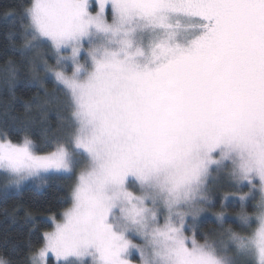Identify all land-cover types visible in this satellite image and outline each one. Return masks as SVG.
<instances>
[{"label":"snow or ice","instance_id":"6c2138e0","mask_svg":"<svg viewBox=\"0 0 264 264\" xmlns=\"http://www.w3.org/2000/svg\"><path fill=\"white\" fill-rule=\"evenodd\" d=\"M26 15L33 71L62 85L70 119L43 155L3 133L0 170L19 187L83 165L31 264H225L186 235L212 206V165L235 182L239 220L257 223L231 241L264 264V0H34Z\"/></svg>","mask_w":264,"mask_h":264},{"label":"trees","instance_id":"16d2710c","mask_svg":"<svg viewBox=\"0 0 264 264\" xmlns=\"http://www.w3.org/2000/svg\"><path fill=\"white\" fill-rule=\"evenodd\" d=\"M31 4L32 0H0V140L5 132L13 142H20L27 135L37 153H47L54 148L52 138L66 127L61 118L70 119V111L60 86L41 72L34 73L28 52L35 50L24 47V37L29 35L26 9ZM222 181L219 185H223ZM42 182L38 189L28 185L15 193L3 188L6 180L0 174V257L10 264H29L32 253L43 244V234L53 228L49 217L54 214L59 219L70 205V178L48 177ZM232 187L229 182L220 186L213 201L217 204L224 201L228 209L235 208L238 213L240 202L225 195ZM241 189L248 191V187ZM254 202L250 198L244 205L250 215ZM220 211L224 210L216 208L214 215ZM238 225L226 215L222 222L215 217L203 218L197 224L196 237L201 243L205 239L220 243L230 235L229 229L239 233ZM252 227L246 225L241 235L249 234ZM246 264L253 262L247 260Z\"/></svg>","mask_w":264,"mask_h":264},{"label":"rangeland","instance_id":"374dc122","mask_svg":"<svg viewBox=\"0 0 264 264\" xmlns=\"http://www.w3.org/2000/svg\"><path fill=\"white\" fill-rule=\"evenodd\" d=\"M33 2H34V0H32V3ZM29 24H30V19L28 17V25ZM31 32H32V29L29 28L28 31H27L29 36H30ZM145 42H147V38H146ZM28 53H29L28 55L31 56V59H32L31 65L34 68V64L38 63V54H37L36 50L33 51V52H28ZM40 54L45 55L46 58L50 57L49 63H54L55 62V57L53 55V50L50 47L46 48V50L44 49L43 52L40 53ZM41 74H44V73L41 72ZM32 76H33V73H32ZM44 77H49L57 85H59L55 81V78H54V76L51 73H48L46 75L44 74ZM33 79H35V78H33ZM59 86L62 89V85H59ZM37 154L43 155V154H46V153H37ZM82 166L83 165L81 164L80 166L76 167L75 170L72 173H66V172H63V171H60V172L49 171V172H46V173H41L38 178L32 177V178L25 179L24 181L21 182L19 187L9 184V181L11 179H13V177L10 174L5 173L3 170H0V174L4 175V178L6 180L5 186L3 188H6L7 190L13 191L15 193L20 192L23 188H25L28 185H31V186H33V187L38 189V187H40L42 185V183H43L42 181H44L48 177H50V178H56V177H66L67 178L68 177L72 181V184H71V188H72V186H73V184H74V182L76 180V176L79 173L80 168ZM210 173H211V175L208 177L206 183L208 185L209 192L212 195V206L211 207H214L215 209L216 208H220V209L224 210V213H225L224 216L226 215V216H229V218L231 220H236V222L239 223L238 226H241V227H239V234H243L242 229L245 230L246 224L242 223L239 220V218L237 216V213H236L237 210L235 208L228 209L227 204H225L224 201L221 204H217V203H215L213 201L215 193H217V191L220 190V186L226 185V183L229 182L231 185L234 186V187H232V189L234 190V188H235V182L231 179L228 169H224V170H221V171L217 172L216 166L212 165V166H210ZM222 180H224L223 185L222 184L219 185L221 182H223ZM241 187H248V186L245 183L243 185H240V188ZM70 191H71V189H70ZM236 199L238 200V198H236ZM249 199H250V197L247 198L244 201V205L247 203V201ZM258 200H259V192L257 191L256 199H255V202H254V206H255V204L257 203ZM70 203H71V199H70ZM211 207H207L205 211L201 212L195 218L186 217V225H187L186 235L187 236H189V237H191L193 235L196 236L197 224H198V222L201 219L207 218V217H209L210 219H214V217H215V219H217V215H214L216 213L215 209L212 211V210H210ZM49 221H51V220L49 219ZM247 225H252L253 227H252V230L250 231V233L247 234V235H244V236L250 235L255 230V228L257 227V223L254 220H250ZM224 234L225 233L221 234L218 239H220L222 236H224ZM229 236L223 237L224 240H221L220 243H218V242H209V243L213 244V246L218 250L220 255L224 256L225 258L230 259L231 260V264H240V263L241 264H246L247 260H251L253 262V264H256L255 258L253 256L245 254L242 250H239L237 248V246L229 239ZM49 256L55 262V264H57V262L55 260V257L52 256V254H49ZM85 259L87 260L88 258H85ZM139 262H140V257H139V254L136 253L135 254V258L132 259V264H139ZM29 264H31V257L29 259Z\"/></svg>","mask_w":264,"mask_h":264},{"label":"clouds","instance_id":"9594fccd","mask_svg":"<svg viewBox=\"0 0 264 264\" xmlns=\"http://www.w3.org/2000/svg\"><path fill=\"white\" fill-rule=\"evenodd\" d=\"M229 239L231 240V237L229 236ZM225 264H231V260L228 258H225Z\"/></svg>","mask_w":264,"mask_h":264}]
</instances>
